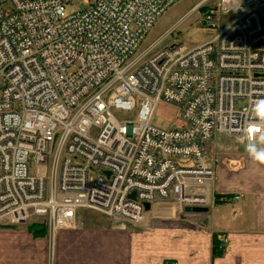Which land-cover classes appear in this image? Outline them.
<instances>
[{"label": "built area", "instance_id": "built-area-1", "mask_svg": "<svg viewBox=\"0 0 264 264\" xmlns=\"http://www.w3.org/2000/svg\"><path fill=\"white\" fill-rule=\"evenodd\" d=\"M84 1L0 0V222L41 217L51 248L79 208L141 224L170 194L211 204L215 138H264V0H199L213 35L160 46L177 0ZM160 100L180 122L153 124Z\"/></svg>", "mask_w": 264, "mask_h": 264}, {"label": "crops", "instance_id": "crops-1", "mask_svg": "<svg viewBox=\"0 0 264 264\" xmlns=\"http://www.w3.org/2000/svg\"><path fill=\"white\" fill-rule=\"evenodd\" d=\"M254 159L243 193L220 188L215 180V194H237L214 198L205 212L157 198L145 223L134 224L79 208L75 224L57 231L52 248L46 232L33 233L26 221L0 225V264H264V162ZM213 232L225 246L218 256L211 253Z\"/></svg>", "mask_w": 264, "mask_h": 264}, {"label": "rangeland", "instance_id": "rangeland-1", "mask_svg": "<svg viewBox=\"0 0 264 264\" xmlns=\"http://www.w3.org/2000/svg\"><path fill=\"white\" fill-rule=\"evenodd\" d=\"M199 0H177L170 5L161 15L157 17L153 26L146 35L144 41L148 44L155 40L158 36L167 30L173 29L158 46L166 42L182 41L188 45L201 42L214 33V28L198 21L201 18L200 10L190 11L191 7ZM213 1V0H210ZM87 5L84 0H74L73 6L69 9L74 10ZM229 14H223L227 18ZM116 115L129 116V111L125 109H114ZM180 122L179 107L174 103L165 100H160L155 107L153 115V124L159 127L166 128L170 124ZM223 139H218L217 144L213 148V158L215 162V182L221 188L237 190L242 194V189L249 184L251 178V169L255 166L253 160V152H264V139H255L250 146L236 136H224ZM50 152H48V163L50 164ZM29 171H34V162L29 160ZM216 192V191H215ZM225 193V192H224ZM228 198L237 194L233 191L227 192ZM171 194L166 199H171ZM226 204V203H225ZM235 206L231 203L230 206ZM179 210V209H178ZM212 210V206L210 207ZM92 211V210H90ZM77 216V215H76ZM43 220L42 218H40ZM34 218L26 220L27 223L32 221H41ZM1 220H8V217H2ZM76 220V218H75Z\"/></svg>", "mask_w": 264, "mask_h": 264}, {"label": "trees", "instance_id": "trees-1", "mask_svg": "<svg viewBox=\"0 0 264 264\" xmlns=\"http://www.w3.org/2000/svg\"><path fill=\"white\" fill-rule=\"evenodd\" d=\"M202 7L201 9H203ZM229 194L224 192H216L215 194V201H221L226 200L228 198ZM1 226H14L15 224L11 223H0ZM27 227L33 232V233H44L46 232V222L43 221H32L27 224ZM224 243L223 240L218 237V234L216 232L212 233V246H211V253L213 256L221 255L224 251Z\"/></svg>", "mask_w": 264, "mask_h": 264}, {"label": "water", "instance_id": "water-1", "mask_svg": "<svg viewBox=\"0 0 264 264\" xmlns=\"http://www.w3.org/2000/svg\"><path fill=\"white\" fill-rule=\"evenodd\" d=\"M129 195L131 197H133L134 193L132 192ZM144 205H145L146 209H148L149 206H150L149 202H145ZM207 209H208L207 206H200V205H194V206H188L187 205V206H184V210H186V211L205 212V211H207ZM21 221H24V220H21Z\"/></svg>", "mask_w": 264, "mask_h": 264}, {"label": "clouds", "instance_id": "clouds-1", "mask_svg": "<svg viewBox=\"0 0 264 264\" xmlns=\"http://www.w3.org/2000/svg\"><path fill=\"white\" fill-rule=\"evenodd\" d=\"M255 158L259 159L261 162H264V152H256L255 149H251Z\"/></svg>", "mask_w": 264, "mask_h": 264}, {"label": "bare ground", "instance_id": "bare-ground-1", "mask_svg": "<svg viewBox=\"0 0 264 264\" xmlns=\"http://www.w3.org/2000/svg\"><path fill=\"white\" fill-rule=\"evenodd\" d=\"M231 137V136H230Z\"/></svg>", "mask_w": 264, "mask_h": 264}]
</instances>
